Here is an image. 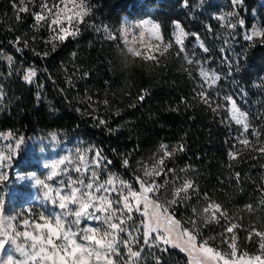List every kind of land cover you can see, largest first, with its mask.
I'll return each mask as SVG.
<instances>
[{
	"label": "trees",
	"instance_id": "trees-1",
	"mask_svg": "<svg viewBox=\"0 0 264 264\" xmlns=\"http://www.w3.org/2000/svg\"><path fill=\"white\" fill-rule=\"evenodd\" d=\"M256 2L242 0L243 25L234 23L236 27L230 28L226 24L231 23L216 18L220 10L230 7L229 0H87L88 15L78 34L56 41L53 48L47 42L50 36L34 27L31 14L18 12L15 0H0V84L6 94L0 131L28 137L57 130L80 136L97 145L129 177L137 173L132 170L134 161L148 160L160 144L170 148L182 144L183 151L165 159V171L173 172L160 175L161 191H172L175 179L192 180L199 197L190 189V199L177 204L176 216L193 208L200 211L206 195L238 225L234 231L241 244L247 229L264 231V208L252 212L246 207L253 208L264 199V153L258 151L264 146V37L245 39L241 31L250 26L249 12ZM258 13L264 22V5ZM125 16L157 21L172 47L154 60L144 59L134 70L131 86L121 89L123 73L117 62L118 49L124 46L102 26L111 31ZM174 20L196 33L208 48L202 55L221 77L212 87L201 86L196 67L185 61L172 41L169 33ZM8 56L36 69L31 83L21 80V70L8 76ZM201 91L206 92L208 104ZM226 95L247 113L250 124L246 134L250 146L241 148L235 159L229 152L234 150L237 128L225 113ZM253 132L260 133L259 138ZM125 157L128 168L122 165ZM185 168L188 171H181ZM154 253L150 264H155L156 256L162 264L187 263L174 249Z\"/></svg>",
	"mask_w": 264,
	"mask_h": 264
},
{
	"label": "snow or ice",
	"instance_id": "snow-or-ice-1",
	"mask_svg": "<svg viewBox=\"0 0 264 264\" xmlns=\"http://www.w3.org/2000/svg\"><path fill=\"white\" fill-rule=\"evenodd\" d=\"M233 2L240 4L242 0H233ZM60 3L67 6L66 0H60ZM28 4L35 6V0H19V4L15 6L18 12H26ZM39 7L41 11L33 13L36 22L34 27L39 29L42 27V21L50 19L48 28L52 35L47 42L52 43L53 48L56 41L63 42L69 36H76L79 29L76 27L73 30L72 21L75 19L79 24L88 15L85 0H80L78 7L81 11L76 16L68 15L59 4L49 7L48 0H40ZM45 12L48 15H45ZM61 13H64L69 27L63 26L64 19L61 18ZM229 15L232 14L229 13ZM220 19L227 18L222 16ZM240 23L243 24V21ZM226 27L235 28L236 25L226 24ZM140 28L139 39L142 45L146 43L145 32L149 33L150 39L162 42L159 24H152L150 28L141 25ZM174 28L175 43L183 52L184 40L188 34L179 22L175 23ZM255 36L264 37V29L253 31L247 39L251 40ZM135 40L134 37L133 41ZM19 42L20 37H17V43ZM24 46L27 47V41H24ZM170 47H172L171 44L165 45V51ZM200 47L205 52L209 51L203 44ZM152 49L158 50L159 44L148 43L146 50L149 54L147 55L141 50L135 54L146 60H154L156 57L151 54ZM17 51L22 49L17 48ZM7 60L11 64L13 57L8 56ZM188 62L191 64L192 60ZM36 75V69L29 68L23 78L31 83ZM199 76L209 88L221 79L215 72L204 67L199 69ZM199 95L206 104L209 103L205 91H201ZM140 99H143V96ZM224 99L231 104L229 122L240 126L239 135L234 139L241 145L247 146L249 139L246 134L250 128L248 115L237 106L231 96H226ZM99 123L104 124L105 121L100 120ZM253 135L259 138L260 133L253 132ZM11 136L12 133H8L3 138L7 140ZM22 143L23 137L18 138L15 149H11V153L19 149ZM183 150L182 144L171 148L161 144L158 153L163 155L154 156L149 164H141L142 175L134 177L135 182L139 184L138 190L134 183L122 179L118 173L109 171L112 161L99 149L93 147L78 148L75 162L65 157L46 165L50 169L48 175L45 179H35V184L43 189L41 205L45 201L50 202L58 211H49L45 214L46 210L42 209L36 217L31 215V210L23 218L20 214L5 216L4 203L0 201V264H137L144 247L162 253L169 251V248H179L180 251L187 253L189 264H221V262L222 264H264V231L252 230L259 237L260 251L254 255L241 252L238 256L236 235L233 233V229L238 227L236 223H231V226L226 229V232L233 233L231 238L223 241L230 251L222 252L211 246L210 241L213 238L198 239L201 237L200 225L219 223L218 214L220 218L231 220L227 211L223 210L219 203L210 201L206 195L204 196V200L208 201L206 206L200 211L193 208L195 219L182 222L175 218L174 206L190 199V189L199 197V192L192 180L184 179L179 186L175 187L171 193V200L160 199L163 195L162 186L155 181V177L162 173L167 175L173 172L172 169L165 171V159H170L178 151ZM258 151L264 153V146ZM90 152L94 153L91 159L88 156ZM229 156L235 159L236 153L230 151ZM11 159L12 154L0 153V169ZM68 165H72V171L80 174L77 178L71 177ZM122 165L125 168L129 167V160L126 157L122 160ZM181 171L186 172L188 169H181ZM102 172L106 173V179L101 180ZM64 175L68 176L66 181L59 178ZM236 175L239 178V174ZM7 179V174L0 170V182ZM167 184L168 181H165L164 186ZM260 203L264 204V199ZM248 208L251 209V205H248ZM135 212L141 213L139 225L133 219ZM86 221L96 222L99 226L86 224L82 227L81 225ZM249 239H251V233ZM141 242L140 250H133V246L141 245ZM5 245H8L11 251H6ZM14 253H18L19 256L17 257ZM155 264H162L159 256H156Z\"/></svg>",
	"mask_w": 264,
	"mask_h": 264
},
{
	"label": "rangeland",
	"instance_id": "rangeland-1",
	"mask_svg": "<svg viewBox=\"0 0 264 264\" xmlns=\"http://www.w3.org/2000/svg\"><path fill=\"white\" fill-rule=\"evenodd\" d=\"M86 1L87 0H85V3ZM229 1H230L229 3L230 7H226L220 10V12L216 14V18L219 20V22L223 24L236 23L237 25L242 26L243 24H241L240 21H243V19L241 18L239 12V9L242 6V4H234L233 0H229ZM15 3H16L15 5H18L19 0H15ZM48 3H49V7H52L53 4H59L61 8L65 9V12L68 15H72V16H76L81 11V9L78 7V5L80 4V0H66V5H67L66 7L65 4L60 3V0H48ZM39 4H40V0H35V6H33V4H28V11H26L32 15V20L34 25L36 24V22L33 13L41 11ZM263 5H264V0H257L255 7H253L250 10L249 17L252 18L251 24L248 27V29L241 30L242 35L243 37H245V39H247V37L251 35L253 31L264 29V22L262 21V18L259 17V13H258V8ZM53 12H55V9H53ZM229 13H231L232 15H229ZM44 14L48 15L47 12H45ZM222 16H225L227 19L226 20L220 19V17ZM61 18L64 19L63 26L69 27L67 20L64 18V13H61ZM118 22L119 23L114 28H112L111 31H109L107 28L103 26L102 29L108 31V34L111 38L116 37L124 47L127 46L128 41H131L132 46L127 47V51L132 55H135L137 57L135 53L139 50L144 52V54L146 55L149 54V51L146 50L148 43L159 44L158 50L157 49L151 50V54L154 55L155 57L161 54L163 51H165V45H167L168 42L165 41L164 38L162 42H158L155 41L154 39H150L148 32H145V37H144L146 43L142 45L140 42L139 39V33L141 31L140 26L144 25L150 28L152 24H158L157 21L150 19L149 16L140 17L139 19H132L125 16L122 17V19H120V21ZM48 23H50V19L46 21H42L41 22L42 27L40 28L43 32H46V34L50 36L52 35V33L48 28ZM82 23L83 22L81 21L79 24H77V21L74 19L72 21L73 30H75V28L80 26V24ZM175 23H177L176 20L172 22L171 32L169 33L171 34V38L174 43H175V35H174ZM184 31L188 34L184 40V45H183L184 47L183 55L185 57V61L192 60L191 64L196 67V71H197L196 74H198V76H199V69L201 67L210 69L213 72H215L216 70L211 65L208 64V60H206V58H204L202 55L203 53H205V51L203 50L202 47H200V45L203 44L200 37L194 32L190 33L186 30ZM160 34H161V30H160ZM134 37L136 38L135 41H133ZM255 37L259 38L260 36H255ZM188 39L190 41V45H186V41ZM176 47L180 51V46L176 44ZM5 67L8 70V76H11L12 73L15 72V70L16 72L21 70L22 72L21 80H24L23 77L26 71L30 68V66H26V65L21 66V62L17 63L15 62L14 59L11 64H9L8 60L6 59ZM216 74L218 75V73ZM199 78L202 83L201 86L205 87L206 89L209 88L208 85L201 79L200 76ZM4 93L5 92L3 86L2 84H0V111L5 106L6 94ZM225 101H226L225 113L227 114V118L230 120L229 109L231 107V104L229 101L227 100ZM241 110L244 111L243 109ZM233 126L237 128V132L234 135L235 138L239 135L240 126L235 125L234 122H233ZM8 133H12V136L6 140L3 138V136L7 135ZM53 136H55V139H53ZM20 137H23V143L20 145L19 149H16L14 153H11V149H15L16 140ZM233 140H235V145L233 150L235 153H237L241 148L246 147L245 145H241L238 142V140L236 139ZM162 144L167 145V143H162ZM160 145L158 146L157 151L149 156L150 158L148 160L141 161L140 159H137L134 161V169L132 170H134L137 173H134V175H132L131 177L127 176L126 173L120 172V170L118 168H115L113 164L109 166V171L118 173L120 174L122 179L134 183L135 188L138 190L139 184L135 182L134 177H136L137 175H142V172H140L141 164H149L151 158H153L154 156L163 155V153H158V149ZM85 147H93L95 149H99L97 145L93 144V142L87 143L80 136L77 135H75L74 137L66 136L64 133L59 132L57 130H48V132L38 131L35 132L34 135L31 134L28 137H25L23 135H17V132L11 130H7L6 132L0 131V153L12 154V159L10 161L5 162V166L2 169H0L4 171L8 176V179L6 181L0 182V201H3L4 203V215L16 216L17 214H20V217L23 218L28 215L29 210H31V215L33 217L38 216L42 209L46 210L45 214H47V212L49 211H54V210L58 211V209H54L53 205H51L50 202L45 201L44 204L41 205L43 189L35 184V179L37 178L45 179L50 171V169L46 167V165H50L54 161L68 157L75 162L77 157L76 150L78 148H85ZM93 155L94 153L90 152L88 154L89 159H91ZM68 167L70 170L69 174L71 175L72 178L75 179L80 175L79 173L72 171V165H68ZM59 178H62L66 181L68 179V176L64 175ZM100 178L101 180L106 179V173L102 172L100 174ZM159 178L160 176L155 177V181L157 182ZM85 179H87V176H85ZM183 180L175 179L171 181L173 183L172 191L170 192L164 190L161 191L163 195L160 196V199L171 200L172 199L171 193L175 190V187L179 186L183 182ZM49 183H53V182H49ZM53 186L55 187V184H53ZM206 203L203 205V207L206 206ZM176 206L177 205L174 206L175 209ZM203 207H201L200 210H202ZM256 207L262 209L264 208V204H260L258 202L253 208H251V211L253 212ZM176 214H178V210L175 211V218L181 220L182 222L188 219H195V216L193 215V210L187 214L184 212H180L179 217H177ZM133 219L136 221V224L139 225L141 223V213L135 212L133 214ZM218 219H219V223L213 222L207 225L201 224L200 225L201 237H199L198 239L202 238L204 240H208L209 238H213L210 241L211 246L216 247L218 250L222 252L230 251L228 249V245L223 241L225 239H230L233 233L236 234L234 229H233V233L226 232V229L231 226V223H235V222H232V218L231 220H225L223 218H220L219 214H218ZM246 220L247 219H244L243 221L247 223L248 221ZM86 224H92V226H97V227L99 226L96 222H87V221L84 222L81 226L83 227ZM210 230L214 232L210 233ZM250 233H251V239H249ZM243 235L244 237L241 244L238 242V239L236 237V242L238 245V256L240 255L241 252H247L250 255L258 254L260 251L259 237H257L254 234V232H251V230L249 229H247ZM141 246H142V242L141 245H134L133 250H140ZM144 248L146 249L145 251L146 257L144 258L143 256H141L137 264H150L149 258L151 254L154 253L155 249H149L147 247ZM5 250L11 251L8 245H5ZM174 250L181 252L186 258V262H187L186 264H189V257L187 253L180 251L179 248H174ZM14 255H16L17 257L19 256L18 253H14Z\"/></svg>",
	"mask_w": 264,
	"mask_h": 264
},
{
	"label": "clouds",
	"instance_id": "clouds-1",
	"mask_svg": "<svg viewBox=\"0 0 264 264\" xmlns=\"http://www.w3.org/2000/svg\"><path fill=\"white\" fill-rule=\"evenodd\" d=\"M129 46H132L131 41L127 42V46L118 49L119 59L117 62V68L123 73L121 89L131 86L134 70L138 65L144 64V59L142 57H134L127 51V47Z\"/></svg>",
	"mask_w": 264,
	"mask_h": 264
}]
</instances>
